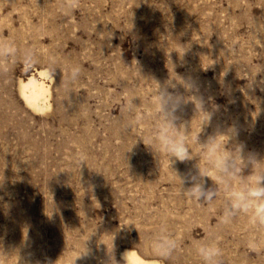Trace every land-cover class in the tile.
<instances>
[{
	"label": "rangeland",
	"instance_id": "obj_1",
	"mask_svg": "<svg viewBox=\"0 0 264 264\" xmlns=\"http://www.w3.org/2000/svg\"><path fill=\"white\" fill-rule=\"evenodd\" d=\"M39 69L56 73L43 112L18 88ZM168 81L185 98L178 126L193 155L171 164L147 146ZM215 135L220 152L242 144L264 161V0H0V264H124V249L203 264L195 246L210 236L218 264H264L252 212L222 223L225 196L200 145ZM197 165L220 192L210 204L180 195L178 175ZM260 172L264 162L242 175ZM161 229L176 242L170 257L152 247Z\"/></svg>",
	"mask_w": 264,
	"mask_h": 264
},
{
	"label": "clouds",
	"instance_id": "obj_2",
	"mask_svg": "<svg viewBox=\"0 0 264 264\" xmlns=\"http://www.w3.org/2000/svg\"><path fill=\"white\" fill-rule=\"evenodd\" d=\"M3 54H14L11 46H6ZM24 62L31 67L37 61L33 54L26 53ZM55 74V70H50L46 78L54 77ZM79 76L80 69L74 67L70 72L69 79L64 81L66 92L70 94V86L79 79ZM183 85L189 89L194 87L186 82ZM170 88L174 89L175 85L171 81H168L164 84H159V88L155 93L159 104L158 116L160 124L147 146L154 153L164 151L168 155L171 164L175 161L184 162L192 160L193 155L192 150L186 143L185 136L180 134L181 126L183 125L184 129H186V125L181 123L178 126V122L181 119L179 114L185 105V98L177 91H170ZM201 108L205 113H208L204 110L202 102ZM126 110L132 111L131 102H129ZM209 120L210 114L208 122ZM233 134H236L235 130H233ZM216 138L217 135L209 136L207 141L200 143V145L202 151L208 154L212 161L215 171V184L222 187L225 196L226 203L223 209L222 223H230L240 214L252 212L253 219L257 224L264 225V172H260L258 179L255 180L245 179V176L242 175V172L246 168L251 169V173L249 174L251 175L256 166L264 161L258 160L254 153H249L245 156L244 145L242 144L237 145L233 150H228L225 145L224 151L220 152L215 147ZM178 177L181 185L180 195L186 199L210 204L220 195V192L216 188L207 187L205 178L211 179V177L207 169L202 170L198 165L195 173L189 172L184 176L178 175ZM237 177H240V187L233 188L232 181ZM185 184H190V186L185 188ZM152 247L157 254L170 257L176 249V242L166 234L164 229H161L154 236ZM195 249L203 264H218L221 250L211 236L204 241L198 242ZM128 257L129 251H125L122 257L124 264H129Z\"/></svg>",
	"mask_w": 264,
	"mask_h": 264
},
{
	"label": "bare ground",
	"instance_id": "obj_3",
	"mask_svg": "<svg viewBox=\"0 0 264 264\" xmlns=\"http://www.w3.org/2000/svg\"><path fill=\"white\" fill-rule=\"evenodd\" d=\"M46 77V71L39 69L36 74L31 73L25 79L19 80V94L25 104L35 112H43L51 107V89ZM125 251H129V264H160L156 260L142 257L133 249H124L122 257Z\"/></svg>",
	"mask_w": 264,
	"mask_h": 264
}]
</instances>
